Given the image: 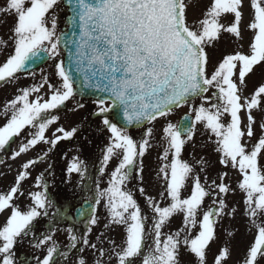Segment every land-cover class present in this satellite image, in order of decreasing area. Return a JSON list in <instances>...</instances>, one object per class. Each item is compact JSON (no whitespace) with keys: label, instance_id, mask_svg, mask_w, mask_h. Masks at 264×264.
I'll return each mask as SVG.
<instances>
[{"label":"snow or ice","instance_id":"snow-or-ice-1","mask_svg":"<svg viewBox=\"0 0 264 264\" xmlns=\"http://www.w3.org/2000/svg\"><path fill=\"white\" fill-rule=\"evenodd\" d=\"M192 9L200 14L189 21ZM0 28H6L0 34V55L6 54L0 82L11 83L47 60L58 78L52 82L44 75L41 83L19 89L0 112V151L26 136L11 159L50 145L23 163L12 186L0 191V264H89L86 250L91 264H208L218 229L229 219L213 258V264H228L237 216L252 235L240 264H264V0H0ZM224 34L237 46L213 64L210 53ZM253 77L260 80L249 90ZM77 96L96 97L93 115L102 117L110 134L97 169L107 180L101 186L93 179L79 212L83 234L64 229L68 243L62 247L56 233L65 214L56 208L44 173L35 177L36 190L25 189L24 182L60 141L77 134L78 126H60L53 138L47 135L60 119L54 110ZM185 106L187 113L173 123L169 118ZM84 107L77 101L72 110ZM161 118L166 123L155 173L161 190L153 196L143 186L144 157ZM131 126L145 129L138 140L129 134ZM198 126L222 166L211 183L201 176L210 167L203 156L183 157ZM88 171L79 156L66 168L80 182ZM237 192L241 200H231ZM177 216L181 224L171 231ZM45 220L50 227L41 231ZM116 227L123 230L119 242L110 235ZM94 229L100 230L92 240ZM25 242L42 255L19 254ZM76 249L73 262L70 252Z\"/></svg>","mask_w":264,"mask_h":264},{"label":"rangeland","instance_id":"rangeland-1","mask_svg":"<svg viewBox=\"0 0 264 264\" xmlns=\"http://www.w3.org/2000/svg\"><path fill=\"white\" fill-rule=\"evenodd\" d=\"M199 14H200L199 9L190 10L188 14L189 21L199 16ZM5 31L6 28H0V34H3ZM233 41L234 38L230 40L228 34H224L220 42L217 44L216 49L210 53L213 64L219 61L223 55L233 51V49L237 46L236 43H234ZM5 58H6V54L0 55V62H3ZM34 72H36L37 74L34 73L33 75L29 72L18 74L19 79L11 83L0 82V112L3 111V105L7 101L14 99V97L17 94H19L18 92L19 89L30 87L34 84H37L38 80H40L41 83L42 77L44 75L49 76L52 82H56V80L58 79L54 74V62L52 60H48L42 69ZM259 80L260 77L252 78L251 89L253 87V83L258 82ZM45 91H47L46 86L45 89H42V93ZM77 101L84 102L85 107L73 111L72 109L75 107ZM91 101L92 100L81 99L77 96L74 100H70L66 102V106H62L60 109L54 110V114L58 115L60 119L57 122V124L51 126L49 132L47 133L49 138H53L52 132H54L55 128L57 127L63 126L66 130H70L72 127H77V126L79 128L77 134L71 140L60 141L57 144V146L54 149H52L51 152L48 153L47 158L42 162L53 165L52 169L49 172H46V179L49 182L53 180L51 176L54 175L55 181L53 182L51 181V184L54 185V188L57 187L58 189H60L59 169H66L67 168L66 164L70 162V159H72L73 156H79L80 159L84 160L89 165V171L86 174V179L83 182H80V178L76 174L73 175L74 179L75 178L78 179V182L77 180L75 182H72L73 187L76 190L74 196L72 195L65 196L66 193H64L63 195L61 194L60 196L54 195L52 192H50L51 188L49 186V192L54 199L56 208H60L61 211L65 214L64 218L61 220V223L58 226L61 230L56 233V239L62 247L63 245H67L68 243L67 233L64 231V229L68 227H74L75 229H78L81 234H83L84 231V227H85L84 224L82 222H77L74 220V216L72 213L73 207L79 204L83 199H85V196L90 195L88 189L95 187L93 183V179H99L101 186H104L107 180V176H104L102 178L99 177L97 169L99 167V159L101 157L102 149L108 143V136L110 134L107 132V130L102 124V117L93 115V112L96 110V106L95 104L91 103ZM187 111H188L187 106L177 109L175 114L171 116L169 119H171V121L175 123L179 120L180 116ZM3 122H4L3 118L0 117V124H2ZM165 123L166 122L164 118H161L159 121L155 123L154 138L152 140L153 147L149 149L148 153H146L144 157L143 186L145 187L147 194L153 196L157 195V193L161 190L159 184L156 182L155 173L160 164L158 157L162 152V146L160 143V137L162 133L160 129L161 126L164 125ZM145 127H153V125H146ZM144 130H145L144 128L129 129V134L132 135L134 139L138 140L141 134L144 132ZM202 131H203L202 128L198 126V131L196 133L194 141L190 142L188 145L185 146L183 157L185 159H190L192 157H194L195 159H199L201 156H203L209 162L210 167L205 173H201V176L203 177L204 175H207L208 181L209 183H211L212 179H216V173L218 170L222 168V166L219 165L218 163L219 154L214 151V146L211 143L207 142V134H203V135L201 134ZM57 135H59V133H57ZM23 142H26V136L24 133H22L20 137L14 138V141L11 142V147H12L11 151L8 152L0 151V154L4 156L2 160L0 159V180H1L0 191L6 190L7 186L13 180L12 178L13 176L10 177L8 174H13V173L16 174L18 172V170H16L15 165L11 166L10 167L11 171L8 172L6 165L7 163L16 164L24 160H27L29 158H35L39 155H42V153L50 147V145H45L41 143L37 145L36 148L30 150L28 153L22 154L20 157H17L15 160L11 159L12 153L14 151L19 150V147ZM193 144L195 145V147H193ZM197 168H199V165H197ZM34 173L35 172H33V174ZM233 179H235V176H233ZM24 188H25V184H24ZM242 195H243L242 193L237 192L236 194L231 196V200L233 201L241 200ZM136 198L138 199V202L141 203L142 206H144L143 197H141L138 192L136 193ZM23 203H27V201H23ZM206 203L210 205L211 201L210 200L206 201ZM56 208H52L49 211L55 212ZM240 210L243 211L242 204L240 205ZM99 214L101 215L104 214L103 208L99 209ZM0 219H3V217H0ZM181 220L182 218L180 216L175 217L170 230L175 231L176 228L180 226ZM45 222L46 220L40 222L41 231H47L50 227V225L45 224ZM102 224H103V220L101 221V226ZM231 224L233 225V228L231 230H235L236 228H238L239 231L236 232L235 239L232 241L233 250L231 253V259L228 261V264H240L248 245L252 241V235L246 231L244 219L241 218L240 216H237L234 220H232ZM228 228H229V219H225L223 222V229H228ZM223 229H218V232L220 234V239L211 245V250L209 251L207 257L208 264H213L214 256L218 254L219 249L223 245V241L225 240V236H226ZM99 230L100 229H94L90 239L95 240V236ZM110 235L117 242H119L123 236V230L120 227H116L115 230L110 233ZM105 246L107 247V245ZM17 251L22 256L30 257V259L33 255H42V250H35L29 247L27 242H25L22 247H19ZM78 255H79L78 249L71 250L70 252L71 261L74 262ZM83 255L88 259L89 264H91V260H92L91 250H86L83 253ZM189 258L190 257H185V259H189ZM32 264H35V261H32ZM61 264H64L63 260L61 261Z\"/></svg>","mask_w":264,"mask_h":264},{"label":"flooded vegetation","instance_id":"flooded-vegetation-1","mask_svg":"<svg viewBox=\"0 0 264 264\" xmlns=\"http://www.w3.org/2000/svg\"><path fill=\"white\" fill-rule=\"evenodd\" d=\"M249 90H251V80H249ZM12 150V147H11V142H10V146H8V147H6V149L4 150V151H6V152H8V151H11ZM8 154V153H7ZM10 155V154H9ZM4 156L2 155V154H0V159L2 160V158H3ZM29 159H32V158H29ZM29 159H27V160H24V161H22V162H20V163H14V164H11V163H7L6 165H7V169H8V172H10L11 171V166H14L15 165V167H16V170H20V168H21V165L23 164V163H25V162H27ZM68 161V160H67ZM70 161H71V159H70ZM8 162V161H7ZM69 163V162H68ZM68 163L66 164V166H68ZM49 165H51V168L49 169L48 168V166ZM52 167H53V165L52 164H47V163H38L37 165H35L32 169H30V172H31V178L29 179V180H27V181H25L24 182V184H25V189H31V190H36V189H34V188H32L31 186L33 185V183H34V180H35V177L36 176H38V175H40L42 172L44 173V175H45V177H46V172H49L51 169H52ZM47 169V171H45ZM59 171H60V180H59V182H60V189H58L57 187H55L54 188V185L53 184H51V181L53 182V181H55V177H54V175L53 176H51V178H53V180H51V181H49L48 183H49V186H50V192H52L54 195H57V196H60L61 194L63 195L64 193H66V195L65 196H68V195H72V196H74L75 195V189H74V187H73V184H72V182H75L76 180H77V182H78V179L77 178H73V175L71 176V177H68L67 176V174H66V169H59ZM33 172H35L34 174H33ZM18 173V172H17ZM16 173V174H17ZM16 174H8L10 177H12L13 178V180H12V182L7 186V189L9 188V187H11L12 186V184L14 183V180H15V177H16ZM71 179V180H70ZM0 182H1V180H0ZM70 182H71V184H70ZM51 184V185H50ZM65 185V186H64ZM64 186V187H63ZM78 186H79V184H78ZM63 187V188H62ZM54 188V189H53ZM62 188V189H61ZM77 188V187H76ZM6 189V190H7ZM76 206V205H75ZM75 206L73 207V209H72V213H74V209H75ZM45 224H48L47 223V221L45 222Z\"/></svg>","mask_w":264,"mask_h":264},{"label":"water","instance_id":"water-1","mask_svg":"<svg viewBox=\"0 0 264 264\" xmlns=\"http://www.w3.org/2000/svg\"><path fill=\"white\" fill-rule=\"evenodd\" d=\"M64 59H65V62L67 63L66 52H65ZM44 62H45V61H44ZM44 62H37V64L33 65L32 68L37 67V66L41 65V64L44 63ZM32 68H31V69H32ZM87 97H93V98H96L95 96H87ZM121 118H122V117H121ZM133 127H135V126H131L130 128H133ZM82 206H86V205H84V202H83L82 205H81L80 207H78L77 210H76V212H77L76 215H77V217H78L79 219H81V217H79V212L81 211Z\"/></svg>","mask_w":264,"mask_h":264}]
</instances>
